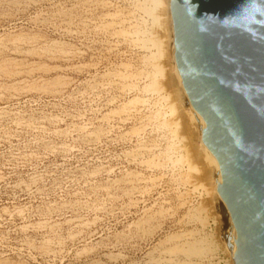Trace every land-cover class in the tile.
<instances>
[{
    "label": "rangeland",
    "instance_id": "rangeland-1",
    "mask_svg": "<svg viewBox=\"0 0 264 264\" xmlns=\"http://www.w3.org/2000/svg\"><path fill=\"white\" fill-rule=\"evenodd\" d=\"M169 3L0 0V264H235Z\"/></svg>",
    "mask_w": 264,
    "mask_h": 264
},
{
    "label": "water",
    "instance_id": "water-1",
    "mask_svg": "<svg viewBox=\"0 0 264 264\" xmlns=\"http://www.w3.org/2000/svg\"><path fill=\"white\" fill-rule=\"evenodd\" d=\"M170 13L177 68L221 170L235 264H264V0H172Z\"/></svg>",
    "mask_w": 264,
    "mask_h": 264
},
{
    "label": "bare ground",
    "instance_id": "bare-ground-1",
    "mask_svg": "<svg viewBox=\"0 0 264 264\" xmlns=\"http://www.w3.org/2000/svg\"><path fill=\"white\" fill-rule=\"evenodd\" d=\"M171 1L172 0H169V4H171ZM173 25V24H172ZM174 32V31H173ZM174 38V37H173ZM174 40V39H173ZM173 57H174V69H175V78H176V80H177V82L182 86V88H183V92L185 93V96H186V100H187V104H188V107H189V117H190V120L192 119V118H194L196 121H197V123H198V127H199V130H200V132H201V135H203V133H204V129H203V125H202V122H203V119L201 118V117H199L195 112H194V109H193V105H192V103H191V101H190V99H189V96H188V94H187V92H186V90H185V88H184V85H183V82H182V77H181V74H180V72H179V70H178V68H177V63H176V59H175V54H174V45H173ZM175 80V79H174ZM188 113V112H187ZM187 115V114H186ZM189 120V121H190ZM195 121H193V123H194ZM197 126V125H196ZM198 127H196V128H198ZM198 133V132H197ZM205 146H206V153H204V155L203 156H205V158H206V160L208 161V164L209 165H212V168H213V171H212V173H214L215 174V180H216V185H217V189H218V191H219V187H220V185H221V179H222V174H221V170H220V167H219V164H218V162H217V160H216V158H215V156L210 152V148L205 144ZM206 160H205V162H206ZM212 168H211V166H210V171H208V172H211V170H212ZM219 194H220V192H219ZM220 196H221V194H220ZM222 198V197H221ZM222 200H223V198H222ZM224 201V200H223ZM225 203V202H224ZM227 207V206H226ZM224 221H225V226H224V228L227 226V221L225 220V218H224ZM225 231H226V234H225V236H226V239H227V245H228V248H229V250L231 251V253L233 254V256H234V258H235V256H236V252H237V247H236V245H235V243L232 241V239H231V237H230V235L228 234V232H227V230H226V228H225Z\"/></svg>",
    "mask_w": 264,
    "mask_h": 264
}]
</instances>
